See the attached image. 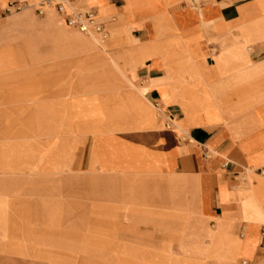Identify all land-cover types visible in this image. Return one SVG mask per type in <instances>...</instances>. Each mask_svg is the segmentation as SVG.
I'll return each instance as SVG.
<instances>
[{"label":"rangeland","instance_id":"374dc122","mask_svg":"<svg viewBox=\"0 0 264 264\" xmlns=\"http://www.w3.org/2000/svg\"><path fill=\"white\" fill-rule=\"evenodd\" d=\"M20 1L29 7L8 15L0 30V264H228L230 251L218 249L228 238L219 221L207 226L199 177L175 173L166 153L163 133L183 138L186 130L180 123L167 130L159 119L162 109L154 110L146 98L156 86L144 85L141 97L136 87L143 86H136L126 71L148 59L171 63L173 73L159 94L164 104L180 106L182 74L203 66L199 41L164 35L141 44L158 48L150 56L148 49L136 58L113 55L107 46L128 38L132 27L115 26L102 4L98 20L108 21L105 40L66 27L54 11L55 1ZM172 1L146 4L157 9ZM253 3L255 16L264 18V0ZM37 7L45 11L42 20L32 13ZM152 27L158 35L175 34L166 14L153 17ZM115 28L129 32L118 34ZM243 36L229 42L234 53L242 45L249 51L263 42ZM223 41L215 42L219 53ZM166 46L168 56L158 58L156 52ZM221 61L232 62L228 57ZM118 78L127 85L119 86V100L108 93L93 103L78 99L92 94L84 86H114L111 81L117 86ZM198 87L208 97L199 101L208 105L202 107V118L216 117L219 107L234 99L264 101V86ZM189 88L185 104L191 112L185 115L194 125L197 106L191 104L197 103L198 91ZM84 142L91 149L89 166L77 171L73 163Z\"/></svg>","mask_w":264,"mask_h":264},{"label":"crops","instance_id":"0c3cea01","mask_svg":"<svg viewBox=\"0 0 264 264\" xmlns=\"http://www.w3.org/2000/svg\"><path fill=\"white\" fill-rule=\"evenodd\" d=\"M9 1L0 0V30L6 27V17L12 14L7 12ZM84 1L68 0L62 11H57L55 6L54 11L63 19L66 27H69L66 20L74 9L93 11L96 24L101 27V32L94 33L105 40L108 36V21L98 20V13L100 4L107 7L106 17L110 16L115 26L132 27L128 38L120 37L117 40L120 44L107 46V52L113 55H131L136 58L134 54L148 49L146 54L150 56L152 48H158L141 44L153 43L155 38L164 35L178 38L186 36L199 41L203 66L186 70L182 74L180 106L164 104L159 94V91H165L164 83L173 73L171 63L162 64L148 59L142 64L127 66L126 71L136 86H143L136 87L139 96L145 97L144 85L156 86L157 89L147 91L146 98L154 110L162 109L163 115L159 119L163 120L167 130H171L174 123H180L181 128L186 130L183 138L171 131L163 133L161 137L166 143V153H169L173 161L175 173L199 177L198 193L201 191L204 197L207 226L214 228L219 221L228 238L227 245L218 248L230 251L228 264H237L236 261L242 258L247 261L240 264H264V247L259 243L261 230L264 229V101L244 104L234 99L227 106H220L216 117L202 118L200 113L206 112L202 107L208 105L199 101L208 97L198 87L224 86L220 90L226 91L229 86H264V18L255 16L253 0H199L198 3L195 0H173L157 9L153 4H146V0H94L92 4H84ZM38 9L33 8L32 13L38 20H42L45 11L42 10L40 14ZM143 9L156 10L146 13ZM160 14L167 15L168 21L175 26V34H155L152 19ZM121 30L115 28L114 31L119 34ZM123 32L128 33L129 30L124 29ZM239 35H253L263 38V42L249 51L248 47L242 45L234 53L229 48V42ZM73 39L84 42L78 36ZM221 39L224 40L220 45L223 52L219 53V45L215 42ZM163 49L156 52L158 58L165 59L168 56L167 46ZM175 49L181 50L180 47ZM227 57L232 60L228 65L221 61ZM114 64L128 78L127 73ZM120 64L125 65L124 62ZM180 64L182 67L183 63ZM77 82L80 86L83 80ZM111 82L114 86H84L85 90L92 88V94L88 98L78 99L93 103L100 95L108 93L112 99L119 100L122 96L119 86L127 85L120 78L117 79V86L114 81ZM189 86H197L198 91L197 103L191 104L197 106L194 125L189 124L185 115L191 112L185 104L186 98L190 99ZM117 137L120 139V136ZM90 153V147L84 142L76 152L74 170L88 169ZM82 155L87 156L85 162L82 161Z\"/></svg>","mask_w":264,"mask_h":264},{"label":"built area","instance_id":"2783aa9c","mask_svg":"<svg viewBox=\"0 0 264 264\" xmlns=\"http://www.w3.org/2000/svg\"><path fill=\"white\" fill-rule=\"evenodd\" d=\"M44 3L54 2V6L57 11H62L64 5L68 0H41ZM24 4L18 0H10L7 5V12L16 13L20 12L24 8ZM38 13H42V9H38ZM67 25L72 28H76L82 32L88 31L90 28L95 32H101V27L96 24L95 13L91 10L74 9L71 15L66 20ZM260 246L264 247V229L261 230Z\"/></svg>","mask_w":264,"mask_h":264},{"label":"bare ground","instance_id":"6f19581e","mask_svg":"<svg viewBox=\"0 0 264 264\" xmlns=\"http://www.w3.org/2000/svg\"><path fill=\"white\" fill-rule=\"evenodd\" d=\"M19 1H20V0H19ZM20 2L23 3V4L25 5L24 8H23L24 10L27 9V8L29 7L28 2H25V1H20ZM23 9H22V10H23ZM81 32H82V31H81ZM82 33H84V34H89V35H90L91 33H94V32H93V30L89 29L88 31H86V32H82ZM143 95H144V94H143ZM148 171H149V172H152V170H150V169H148Z\"/></svg>","mask_w":264,"mask_h":264}]
</instances>
